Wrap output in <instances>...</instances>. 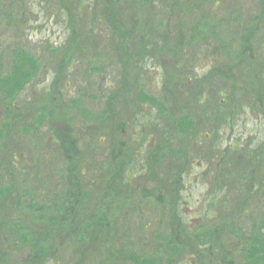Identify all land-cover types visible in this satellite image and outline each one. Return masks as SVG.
<instances>
[{
  "label": "rangeland",
  "instance_id": "374dc122",
  "mask_svg": "<svg viewBox=\"0 0 264 264\" xmlns=\"http://www.w3.org/2000/svg\"><path fill=\"white\" fill-rule=\"evenodd\" d=\"M110 1L0 0V264H257L264 0Z\"/></svg>",
  "mask_w": 264,
  "mask_h": 264
},
{
  "label": "trees",
  "instance_id": "16d2710c",
  "mask_svg": "<svg viewBox=\"0 0 264 264\" xmlns=\"http://www.w3.org/2000/svg\"><path fill=\"white\" fill-rule=\"evenodd\" d=\"M198 1H200V0H198ZM114 3H115L114 0H111L109 2L111 8L113 7ZM84 6L88 7L89 6V3L87 5H84ZM117 7H120V3H118ZM85 12H87V9H85ZM68 15H69V12H68ZM167 33H169L168 30H167ZM16 48H18V47H16ZM17 51L18 50L16 49L14 51L12 57H11V61H10L11 62V67H10L9 74L7 76H5L3 79L0 78V90L3 91V94H4L5 99L6 98H9V99L11 98L10 100H12V99L14 100L16 98V96L25 88V86L28 85L29 83H31L33 81L32 79L35 77L34 75H35L36 70H37V67H38V64H36L35 60L32 57H30L29 54L28 55L27 54L25 55V51H19V52H17ZM71 54L72 53H70V55ZM66 62H68V61L66 60L65 63ZM27 64L30 65V68H28L29 71L26 74H23V75L20 74L22 68L24 67L23 65H27ZM262 76H264V72H262V74H261L260 77L262 78ZM263 82H264V80H263ZM141 97H142V99L144 98L143 96H141ZM149 100L150 99H148V101ZM187 117H189V116H187ZM14 123H16V122H14ZM14 123H12V121H11V124L9 125L10 128H7L8 131H9V135L7 136V139H6L7 140L6 141L7 142V145H6V147H2L3 148L2 151L5 154H8L9 151H12V148H11L12 146H10V143L13 140L11 138V136H12L11 135V132L14 130V127H15L14 126ZM181 123L184 126L187 125L190 129H194L195 128V123L190 119V117H189V119H187L186 116L182 117ZM176 124H180V123L177 122ZM179 126H181V125H179ZM158 128L161 129V127H158ZM162 132H163V130H162ZM162 135H163L162 137L164 138L165 137L164 136V133H162ZM13 152L15 153V151H13ZM8 155H11V154H8ZM1 194L3 196L6 195L4 191ZM218 199H219V196L218 197H215L211 201V203L214 204V202H216ZM31 237H32V235H29L28 236V242L31 241L30 240ZM252 255L259 256V259H258V263L257 264H263L262 262L264 261V246L259 247L256 251H252L251 256Z\"/></svg>",
  "mask_w": 264,
  "mask_h": 264
}]
</instances>
